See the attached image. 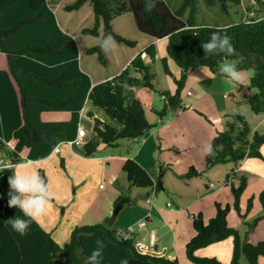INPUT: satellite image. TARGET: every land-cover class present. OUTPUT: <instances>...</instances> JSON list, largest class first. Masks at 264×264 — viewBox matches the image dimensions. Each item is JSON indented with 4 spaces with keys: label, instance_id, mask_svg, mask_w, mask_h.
<instances>
[{
    "label": "trees",
    "instance_id": "trees-1",
    "mask_svg": "<svg viewBox=\"0 0 264 264\" xmlns=\"http://www.w3.org/2000/svg\"><path fill=\"white\" fill-rule=\"evenodd\" d=\"M55 1L0 0V51L8 60V67L0 69V148H5L14 161L20 160L19 153L24 147L30 149L32 156H37V153L48 155L57 144L58 137H54L50 143L45 141L44 136H51L49 134L54 130L63 131L65 126L77 128L80 111L86 101L104 115L103 118H95L94 138L84 145L87 156L98 153L102 145L117 147L121 139L144 136L154 127L148 121L141 101L134 97L131 89V86L139 85V82L152 89L155 87L153 61L144 62L140 53L134 57L132 64L145 74L142 81L131 76L129 70L125 69L112 79L92 86L89 75L79 68L77 42L61 29L50 6ZM206 1L210 4L219 1L226 13H229L232 4L243 2ZM85 4L93 10L94 21L84 30L100 39L88 52L98 53L102 61L105 60L104 48L99 44L106 37H112L125 45L136 46L139 42L115 29V19L124 13H130L138 31L150 36L153 41L168 38V56L183 69L177 93H164L171 105L181 104L180 89L190 68L206 66L222 75L219 72L220 65L233 59L238 62V69L254 70L250 80V89L254 92L241 101L249 103L255 113H264V17L252 16L224 26L199 25L196 21L197 0H184L177 9H173L165 0H158L151 12L145 10V0H73L66 3L64 8L69 11L78 10ZM188 11L185 20L183 17ZM217 30H224L221 34L230 37L236 55L205 56L202 44L209 41L212 33ZM155 50L154 44L145 49L152 58L155 57ZM167 62L168 59L164 58V68L170 72ZM44 110H68L73 116L69 121L46 122L40 115ZM160 113L164 114V110ZM226 117L224 128L218 131L211 144L215 155L206 156V170L229 161L238 167L246 157L263 158L261 147L264 145V132L256 131L252 134L251 125L244 115ZM49 124L54 125L53 128ZM66 136L72 137L71 134ZM59 137L65 135L60 134ZM13 138H18L15 150L7 148L3 142ZM42 147L48 150L44 152ZM123 171L132 185L138 188H151L152 191L160 189L158 182L133 159L125 162ZM13 173L12 167L0 169V264H87V258L96 247L98 239L106 245L103 264H180L178 259L141 252L136 246L137 235L134 232L125 237L124 233L118 232L120 228L107 223L75 227L70 241L64 246L38 220L32 223L27 235L20 236L7 224L8 219L23 216L20 210L9 207L7 203L8 177ZM201 173L191 166L183 177L192 178ZM39 175L48 184L44 169L39 170ZM231 183L233 205L224 206L217 202L216 214L208 222L201 213L193 216L195 234L186 245L187 257L192 264H224L216 257H200L196 255V250L228 237L234 238L231 264H259L260 257L264 256V240L254 243L249 239L252 228L262 217L254 222L246 221L240 227L229 225L228 215L232 207L241 213L240 200L249 181L246 176H240L237 183L235 180ZM259 199L264 207V192ZM134 201L130 194L122 192L114 206H119L121 210L124 204ZM252 203L253 199L248 209H251Z\"/></svg>",
    "mask_w": 264,
    "mask_h": 264
},
{
    "label": "crops",
    "instance_id": "crops-1",
    "mask_svg": "<svg viewBox=\"0 0 264 264\" xmlns=\"http://www.w3.org/2000/svg\"><path fill=\"white\" fill-rule=\"evenodd\" d=\"M71 1L73 0H63V3H60L59 0H56L55 2H51L50 6L56 14L61 29L64 32L70 34L77 42L79 49V68L89 75L92 86L112 79L125 69H130L132 67V61L134 57L139 54L140 51H143L142 58L144 62L153 61L155 71L153 84L155 83L157 76L159 77V73H161L160 75H163L162 69L164 68V64L163 67L160 68L156 62L157 58L160 57L159 53L157 52V48L155 50L156 52L154 58L150 57L145 51V49L151 44H154L156 47L157 40L153 41L150 36L143 33L142 34L145 35L147 41H144L140 45V49H138L139 42L136 46L125 45L110 37L111 44H109L110 49L108 52L111 54L112 58H114L116 63L119 62V65L115 71L106 70L111 63V59L107 55V51L104 48L105 60H101L102 63L100 64H92L93 69L95 68L94 72H96V74H92L89 71L90 67H85L84 65V54H82L80 49L77 36L78 33L82 31L84 32V29L91 26L93 23L91 25L85 26L82 30L78 24L79 22L77 21V23L74 18H71L68 15H77L80 17L83 9H87L86 11H88L89 14H93V10L88 4L83 5L78 10H65L64 5ZM57 7H59V10H63V13H60L61 16H58L59 13ZM65 14L68 18L65 17ZM198 24L204 25L206 23ZM227 24L228 23L218 25L224 26ZM115 29L121 34L128 36L117 29L116 25ZM100 30L101 35H103L102 25ZM88 35L92 36L93 40L90 42V45H88L83 50V53L92 55L94 53H89L88 50L97 45L100 39L99 36L92 35L90 33ZM128 37L136 38L132 36ZM135 49L138 51L133 54L132 51ZM168 63L169 62H167V65ZM7 67V57L0 51V69ZM132 69L133 72L131 71L130 75L141 80L143 73L137 67L133 66ZM220 77L222 76H217L216 73L211 69L209 71L201 70V73L197 75L192 74V78H198L200 82H202L205 89L223 87L226 78ZM143 85V83H140L139 85L131 86V89L133 91L134 97L141 101L145 109V107L148 106V102L145 101V98L148 95V88H152ZM189 86L192 87H189L187 90V94L192 96L190 100H193L195 106H199L201 110H204V112L201 111V114H204L207 112V104L203 103V95L201 96L199 93V86L194 83H190ZM189 91H191V94H189ZM198 93L199 95H196ZM151 98L153 102L152 104H155V96L153 94ZM242 98L243 96L237 98L240 103L242 102ZM167 105L168 107L163 109L164 114L169 111V105H171V103ZM236 105H238V103H222L221 106L223 107L221 110L217 112L213 111L211 115L208 116V120H211V122H209L210 125L203 127L200 137L196 138L199 142L198 146H195L194 148L196 153H192V148L186 145L185 124L189 123L192 119L196 120L197 122H201V118H199L201 115L199 114V109L191 108L193 106L191 101L183 104V101L181 100V104L179 106H183V111L173 107L175 112V117L173 119L167 117L164 118V114L160 113L161 109L155 105V110L159 111L158 119L154 118V116H148L146 113L148 121L152 123L154 127L142 137L120 140L119 146H121L123 143L130 144L129 150H133L134 153L131 154L129 151L124 155H103L100 153L104 149V145H102L98 153L87 156L85 154L84 145L87 141L94 138L95 118H103L104 115L102 111L94 108L89 101H86V104L80 111V119L78 122V127L81 125L86 130V135L84 136L85 142L83 144H71L70 141L77 137L79 128H70L69 126H65V130L63 131L54 130L51 131V134H49L51 136H44L46 138L45 141L50 143L54 141V137H58L56 139L57 144L51 149L48 155H41L37 153V156H32L30 149L28 147H24V149L19 153L20 160L15 162L13 161V157L10 154H7L8 152H6L5 148H0V159H4L6 161L11 160L13 163H15V165L12 167L14 169V173L25 172L39 174V170L44 169L48 178V186L52 196L48 201L45 214L41 216L38 221L43 228L52 234V236L61 246H64L70 241L73 229L80 225L107 223L115 227H121V225L117 224V222L120 221H116L117 216L113 217L115 208L114 204L117 197L122 193L121 188L123 189V186H128V188L134 189L135 191L130 194V196L135 200V202H132L131 204H136L138 202L137 200L142 201L140 203L138 202L135 206L137 209V214L135 215L134 219H132L129 223H124V221L121 222L122 224H128L127 226H129V228H133L135 224L139 225L140 221L146 220L145 226L141 227L139 225L137 230L133 228V232L137 235L136 246L138 249L143 253L165 256L173 260L178 259L180 264H182L181 262L184 264L186 259L189 260L186 253V245L195 234L193 216L195 214L201 213L204 217V220L208 222L216 214L217 202L224 206L227 204L233 205L234 197L232 189L231 186H227L229 183H231L233 180H235L237 183L240 176H246L248 178V186L243 191L240 200V205L242 208L241 213L244 214V208L242 205L244 200L247 198V191L253 187H256L257 191L253 193V197L251 198L254 200L255 197L261 204L259 196L262 192H264L263 158L246 157L238 167L235 166V169L233 168L232 175L226 184L224 186H219L213 192H211L215 188V185L212 187L213 183L206 184L205 188L198 186L196 191H193L194 186H190L194 179L201 177L202 174L207 171V155L204 152V148L205 146L212 144V141L218 131L224 128L227 115L233 116L235 114H239L238 112H233ZM222 110H224L223 113ZM40 115L41 119L46 122L69 121L73 116V114L68 110H44L41 111ZM159 121L161 122V126H156V122ZM85 124L86 127H84ZM53 126L52 124H49L50 128H53ZM56 127L59 128L60 126ZM253 130L255 131L254 128ZM60 134H64L65 137H59ZM67 134H71L72 137L66 136ZM141 140V145L135 144ZM17 141L18 138H13L11 141L5 140L3 142L7 148L9 147L12 150H15L14 146ZM56 146H59V151H55ZM41 149L42 151L44 150V152L48 150V148L45 147H42ZM261 152L264 157V145L261 147ZM128 159H133L142 165L155 180V182H158L161 176H164L163 183L165 188L161 189L160 191H169V195L171 194L173 196V201L175 200V203H172L170 200L165 202V198L163 199L164 196H160L161 194L158 193L159 190L156 191L155 194L151 193L153 196L156 195V197H158L159 201L157 204H155L154 201L149 200L151 195L149 198H147L148 203H151L148 204L149 207L145 206L146 204L143 203L145 199L135 198L136 193L139 195H145L149 191L152 192V190L151 188H138L132 185L127 177V174L123 171V166ZM219 165L212 167L206 173L210 174L211 172H216ZM191 166L197 168L202 173L199 176L186 179L183 176L186 172H188ZM161 170L163 171L164 175H159V171ZM101 177H105L111 187L108 192H105L102 195V197L98 196L97 202L90 205L89 199L92 201L95 199L94 195L89 191L90 186H92V183L96 179ZM178 181L180 182L178 183ZM255 182L258 183V186H252ZM100 186L105 187L103 183H100ZM251 210L252 209H249L247 212L250 213ZM233 211L234 210L231 209L228 215V222L232 227H240L247 221V218L253 216V214H248V217L247 214H245L246 216H242L243 214ZM259 227L260 225L258 228ZM254 231H251L250 233L249 239L251 242H256L255 240H257L258 234L253 233ZM233 252L234 238L228 237L224 240L214 242L197 249L196 255L200 257H216L224 264H231ZM259 264H264V256L260 257Z\"/></svg>",
    "mask_w": 264,
    "mask_h": 264
},
{
    "label": "rangeland",
    "instance_id": "rangeland-1",
    "mask_svg": "<svg viewBox=\"0 0 264 264\" xmlns=\"http://www.w3.org/2000/svg\"><path fill=\"white\" fill-rule=\"evenodd\" d=\"M165 1L173 9H177L182 4V2L184 0H165ZM59 2L63 3V0H59ZM197 6H198V13L196 16L197 23L225 24V23H231V22H240L241 20L248 19L249 17H252V16L264 17V0H243V2L241 4H232L230 9H229V13H226L222 10L219 1H214L213 3L210 4L206 0H197ZM86 8H88V7H86ZM57 9H58V13H59L58 16H61L60 13H63V10L62 9L59 10V7H57ZM86 10L87 9L82 10L80 17L77 15H68L71 18H74L76 20V22L77 21L79 22V23L78 22L77 23L79 24L80 28H82V30L85 26L91 25L93 23V20H94L93 14H91V13L89 14V12ZM70 14H72V13H70ZM188 15H189V11L184 16L185 20L188 18ZM65 17H67L66 14H65ZM115 25H116L117 29H119L121 32L125 33L126 35L136 37L139 39V48L138 49H140V47H141L140 45L144 41H147L145 35H143L142 33H140L138 31V29L135 25L133 16L131 14L124 13V14L120 15L118 18H116ZM88 34H89V32H86V31L83 32L82 31V32L78 33L77 37H78V41H79V45H80V49L82 51V54H84L83 56H84L85 67H90L91 69L89 68V71L92 74L93 73L96 74V72H94L95 68L93 69L92 64L93 63L94 64L102 63L99 54L94 53L92 55H89L87 53L88 54L87 55V54L83 53V50L88 45H90V42H92V40H93V37L89 36ZM109 44H111V41L109 42ZM167 45H168V38H162V39L157 40L156 48H157V52L159 53L160 57L157 58L156 62L158 63V66L160 68H162L163 67V59L168 58V62H169L168 68L171 72H166L165 68H163L162 69L163 75H160L161 73H159V77L157 76L155 83H154V86H155L154 89L148 88V95L145 98V101L148 102V106L145 107V111H146L147 115L148 116H154V118H156V119L159 118V113H158L159 111L155 110V105L161 110L168 107L167 104H169L168 103L169 99H168L166 94L175 95L177 93L178 89L180 88V84L178 83V80L181 79V77L183 75L182 68L176 63L175 60L169 58L168 52H167ZM109 49H110V47L108 45V47L106 48V51H107V55L111 59V63L107 67L106 70L115 71L119 65V62H117V63L115 62L114 58H112L111 54L108 52ZM137 51L138 50L135 49L132 51V53L134 54ZM140 54L142 55L143 51H140ZM225 63H234L237 65L238 62L236 60H233V59H228L225 61ZM133 66L134 65L132 64V67ZM132 67L130 69H128L129 73L133 70ZM201 70L209 71L210 69L206 66H199V67L190 68L187 72L186 79H184V81H183L184 85L180 89V96H181L180 100L183 101V104L187 103L188 101H191V103H193V106L191 108L199 109V114L201 115V117H199V118H201V122H197L196 120L192 119L189 123L185 124L186 145L188 147L192 148L191 149L192 153H196V151H194V148H195V146H198V143H199L196 138L200 137V135L203 131V127L210 125L209 122H211V120H208V116H210L213 111L217 112V111L221 110L223 107V106H221L222 103H230V102L231 103H238V105H236V107L234 108L233 112H238L239 114L241 112V115H244L247 118V121H249L250 125L252 124L251 125L252 134L256 131L264 132V113L256 114L252 110L249 103L244 102V101H242L240 103L239 100L237 99L240 96L245 97V96L249 95L251 92H254V90L250 89V79L254 74L253 69H249V70L238 69L244 78V85H240L237 87L236 85L227 83L226 79H225L223 87L213 88V89L212 88L211 89L210 88L205 89L202 82H200V80L198 78L197 79L192 78V74H194V75L200 74ZM216 75L222 76L220 78H225V77H223V75H220L219 73H216ZM144 76H145V74L143 73V75L141 76V81L144 79ZM139 83H142V82H139ZM190 83H194L197 86H199V93L201 96L203 95V103L207 104V107H206L207 112H205L206 114L205 113L201 114V111L204 112V110H201L199 108V106H195L193 100H190L192 98V96H189L187 94L188 88L191 87V86H189ZM194 88H195V86H194ZM164 93H166V94H164ZM199 93L196 95H199ZM152 94L155 96V102H154L155 104H152L153 103L152 98H151ZM163 96H165V97H163ZM223 105H226V104H223ZM183 106H171V105H169V111H167V113L164 114V118L167 117V118L173 119L175 117L174 108H177L180 111H183L182 110ZM223 111L224 110H222V113H223ZM156 123H157L156 126H161L160 121L156 122ZM84 127H86V124L84 125ZM253 128L255 129V131L253 130ZM135 144L141 145L142 140L140 142L135 143ZM129 145L130 144H127V143L124 144L123 143V144H121V146H118L116 148H110V147L103 146L104 149L100 153H102L103 155H105V154L106 155H118V154L124 155L125 153H128L130 151V153L132 154V153H134V151L129 150V147H130ZM186 155H187V153H186ZM150 158H152V157H150ZM259 158H261V157H259ZM263 159H264V157H263ZM224 164H226V165H224ZM233 168L235 169V163L232 161H229L226 163H220V165L217 167L216 172H211L210 174H208L206 172L209 171L210 169L205 171L201 177L194 179V181H192L190 186H194L193 191H196V188L198 186H202L203 188H205L206 184L213 183V185H215V188L211 191V192H213L219 186H224L226 184V182L228 181V175H232ZM162 174L164 175L163 171L162 170L159 171V175H162ZM186 179H189V178H186ZM123 180H125V179H123ZM161 180L163 183L164 182V176H161ZM179 182L180 181H178V183ZM100 183H103L105 187L100 186ZM255 183H253L252 186H258V183H256V184ZM231 184L232 183H229L227 186H231ZM163 186H164V183H163ZM110 187L111 186L109 185V183L105 177H101L99 179H96L92 183V186H90V189H89L91 194L94 195L95 199H94V201L89 199V204L91 205L92 203L97 202L98 196L102 197V195L105 192L109 191ZM164 188H165V186H164ZM160 190L161 189H159L158 193L161 194L160 196H164L163 199L165 198V200H164L165 202L170 200L172 203H175V200L173 201V196L171 194L169 195V193H170L169 191H164V190L160 191ZM121 191L125 194H131L132 192H135L134 189L128 188V186H123V189L121 188ZM256 191H257L256 187H253L252 189L247 191V198L244 200L243 205H242V207L244 208V214L243 213L242 214L244 216H246L245 214H247V217H248V214H250V215L253 214L252 217L247 218V221L254 222V220H256L257 218L262 217V219H260L258 221V224L254 228H252V230H251V231L255 230L253 233L258 234L257 240H255L256 242H254V243H257L259 241L264 240V207H262V205L254 197L252 207H251V209L253 211L251 210L252 212L250 211V213L247 212L249 210L248 209L249 202L251 199H253L251 197H253V193ZM135 195H136L135 198H137V196L139 194L136 193ZM149 200L154 201L155 204H157L159 201L158 197H156V195L153 196L152 194H151V197L149 198ZM137 201L140 203L142 200H137ZM80 203H81V201H80ZM137 203L136 204H131V203L124 204L121 211L119 212V214L116 217L117 218L116 221L120 220L119 222H117V224L121 225V227L119 226L117 228H120V230H122L123 232H126L127 229L129 228V226H127L128 224H122L121 221H124V223H129L132 219H134L135 215L137 214V209L135 207L137 205ZM143 203L146 204L145 206H147V207H149L148 204H151V203H148L147 199H145L143 201ZM245 209H246V212H245ZM232 210L236 211V209L234 207H232ZM259 225H260V227L258 228ZM133 228L135 230H137L139 228V225L135 224L133 226ZM249 238H250V235H249ZM181 263L183 264V262H181ZM184 264H191V261L186 259V261H184Z\"/></svg>",
    "mask_w": 264,
    "mask_h": 264
},
{
    "label": "clouds",
    "instance_id": "clouds-1",
    "mask_svg": "<svg viewBox=\"0 0 264 264\" xmlns=\"http://www.w3.org/2000/svg\"><path fill=\"white\" fill-rule=\"evenodd\" d=\"M157 2L158 0H145V10L151 12L156 7ZM223 31L213 32L210 40L202 44L205 56L236 55V49L230 37L227 34H221ZM110 39V37H106L99 46L106 49ZM219 72L226 78L227 83L237 87L244 85V78L236 64L224 63L220 65ZM204 152L208 156L215 155V150L211 144L205 146ZM8 184V206L17 208L23 216L12 217L7 220V224L13 232L25 236L30 231L32 223L45 214L52 193L45 179L37 173H13L8 177ZM151 193L155 194L156 191L153 190ZM105 246L104 241L98 239L96 247L87 258V264H103Z\"/></svg>",
    "mask_w": 264,
    "mask_h": 264
},
{
    "label": "built area",
    "instance_id": "built-area-1",
    "mask_svg": "<svg viewBox=\"0 0 264 264\" xmlns=\"http://www.w3.org/2000/svg\"><path fill=\"white\" fill-rule=\"evenodd\" d=\"M189 94H191V91H189ZM85 135H86V130H85V128H83V127L80 125V126H79V129H78V135H77V137H76L74 140L70 141V143H71V144H72V143L83 144V143L85 142V141H84V136H85ZM59 150H60L59 146H56V147H55V151H59ZM14 165H15V163H13L11 160L6 161V160H4V159H0V169H3V168H10V167H12V166H14ZM212 187H214L213 184H212ZM139 225H140L141 227L145 226V225H146V220H142V221H140V222H139ZM132 231H133V228H132V227L128 228V231H126V232H123V231L120 230V229L118 230L119 233H124L125 237H129V236L131 235Z\"/></svg>",
    "mask_w": 264,
    "mask_h": 264
},
{
    "label": "water",
    "instance_id": "water-1",
    "mask_svg": "<svg viewBox=\"0 0 264 264\" xmlns=\"http://www.w3.org/2000/svg\"><path fill=\"white\" fill-rule=\"evenodd\" d=\"M158 184H159L160 189H164V186H163V183H162L161 178L158 180ZM150 195H151V192L149 191L145 195H138L137 196V199H139V198H141V199H147V198H149ZM119 211H120V207L119 206L115 207V209H114V216L113 217L117 216V214H118Z\"/></svg>",
    "mask_w": 264,
    "mask_h": 264
}]
</instances>
